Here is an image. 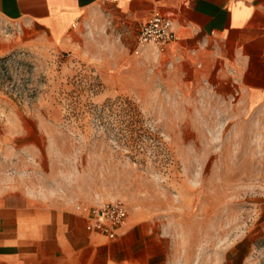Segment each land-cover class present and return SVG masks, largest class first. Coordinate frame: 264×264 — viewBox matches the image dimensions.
<instances>
[{
    "label": "rangeland",
    "instance_id": "1",
    "mask_svg": "<svg viewBox=\"0 0 264 264\" xmlns=\"http://www.w3.org/2000/svg\"><path fill=\"white\" fill-rule=\"evenodd\" d=\"M54 40L0 24V191L122 198L149 264H264V115L132 66L108 17Z\"/></svg>",
    "mask_w": 264,
    "mask_h": 264
},
{
    "label": "crops",
    "instance_id": "2",
    "mask_svg": "<svg viewBox=\"0 0 264 264\" xmlns=\"http://www.w3.org/2000/svg\"><path fill=\"white\" fill-rule=\"evenodd\" d=\"M156 11L172 20L177 41L163 54L146 50L133 67L234 100L244 115H264V0H0V24L62 40L89 18L108 17L137 40ZM16 45L1 38L0 54ZM130 239L87 231L80 204L0 191V264H149Z\"/></svg>",
    "mask_w": 264,
    "mask_h": 264
},
{
    "label": "built area",
    "instance_id": "3",
    "mask_svg": "<svg viewBox=\"0 0 264 264\" xmlns=\"http://www.w3.org/2000/svg\"><path fill=\"white\" fill-rule=\"evenodd\" d=\"M176 41L172 20L156 11L139 28L133 54L140 56L146 50L163 54ZM81 212L86 219L87 231L98 233L108 241L121 235L129 219V209L122 198L82 204Z\"/></svg>",
    "mask_w": 264,
    "mask_h": 264
}]
</instances>
